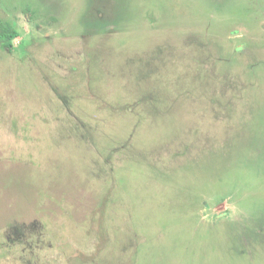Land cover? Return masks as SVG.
Wrapping results in <instances>:
<instances>
[{
	"label": "rangeland",
	"instance_id": "1",
	"mask_svg": "<svg viewBox=\"0 0 264 264\" xmlns=\"http://www.w3.org/2000/svg\"><path fill=\"white\" fill-rule=\"evenodd\" d=\"M0 24V264H264V0H0Z\"/></svg>",
	"mask_w": 264,
	"mask_h": 264
},
{
	"label": "trees",
	"instance_id": "2",
	"mask_svg": "<svg viewBox=\"0 0 264 264\" xmlns=\"http://www.w3.org/2000/svg\"><path fill=\"white\" fill-rule=\"evenodd\" d=\"M17 35V30L10 25L0 24V39L4 40L2 43L3 48L11 50L13 48L12 41ZM44 228V224L38 220H34L29 224L14 223L6 229L2 244L5 245L6 243L8 246L31 244L32 240H34L33 238L42 237Z\"/></svg>",
	"mask_w": 264,
	"mask_h": 264
}]
</instances>
